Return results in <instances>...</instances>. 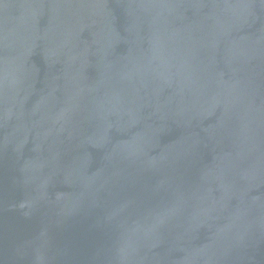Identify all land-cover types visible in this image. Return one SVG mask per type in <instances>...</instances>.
I'll list each match as a JSON object with an SVG mask.
<instances>
[{
  "label": "water",
  "instance_id": "obj_1",
  "mask_svg": "<svg viewBox=\"0 0 264 264\" xmlns=\"http://www.w3.org/2000/svg\"><path fill=\"white\" fill-rule=\"evenodd\" d=\"M0 264H264V0H0Z\"/></svg>",
  "mask_w": 264,
  "mask_h": 264
}]
</instances>
